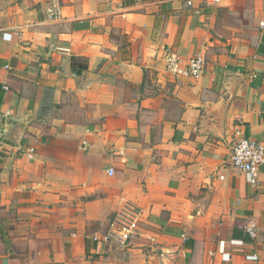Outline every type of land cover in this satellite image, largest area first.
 I'll list each match as a JSON object with an SVG mask.
<instances>
[{
	"label": "crops",
	"instance_id": "1",
	"mask_svg": "<svg viewBox=\"0 0 264 264\" xmlns=\"http://www.w3.org/2000/svg\"><path fill=\"white\" fill-rule=\"evenodd\" d=\"M186 1L0 0V264H264V165H229L264 144V0Z\"/></svg>",
	"mask_w": 264,
	"mask_h": 264
},
{
	"label": "built area",
	"instance_id": "2",
	"mask_svg": "<svg viewBox=\"0 0 264 264\" xmlns=\"http://www.w3.org/2000/svg\"><path fill=\"white\" fill-rule=\"evenodd\" d=\"M218 2V0H214ZM187 7L192 6L191 0H187ZM59 9L56 4L49 9V17L51 19L59 18ZM60 52L67 54L68 49H58ZM167 67L169 72L177 78L197 79L203 75L205 70L204 58L199 54H195L187 60H181L175 56L168 58ZM3 137V130L0 124V140ZM229 165L232 169L244 174L248 183L255 185L257 183V173L261 166L264 165V144L250 138H240L232 147L229 158ZM109 175H113V171L109 170ZM223 179V177H220ZM139 218V212L136 208L129 206L121 213H118L109 228L102 237L95 238V241H103L118 247L126 246L135 232ZM245 231L254 237V226H246ZM247 260H256L255 256L246 257Z\"/></svg>",
	"mask_w": 264,
	"mask_h": 264
},
{
	"label": "trees",
	"instance_id": "3",
	"mask_svg": "<svg viewBox=\"0 0 264 264\" xmlns=\"http://www.w3.org/2000/svg\"><path fill=\"white\" fill-rule=\"evenodd\" d=\"M71 69L75 73L82 72L87 69V59L72 57L71 58Z\"/></svg>",
	"mask_w": 264,
	"mask_h": 264
},
{
	"label": "rangeland",
	"instance_id": "4",
	"mask_svg": "<svg viewBox=\"0 0 264 264\" xmlns=\"http://www.w3.org/2000/svg\"><path fill=\"white\" fill-rule=\"evenodd\" d=\"M249 6V2H246V9L247 7ZM249 16H250V12L249 11H246L245 12V17H244V20H243V23H248L249 22Z\"/></svg>",
	"mask_w": 264,
	"mask_h": 264
}]
</instances>
